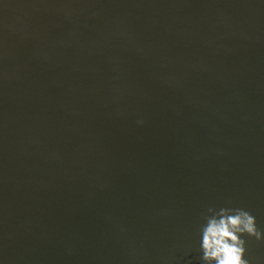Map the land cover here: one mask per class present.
I'll use <instances>...</instances> for the list:
<instances>
[{
	"label": "water",
	"instance_id": "1",
	"mask_svg": "<svg viewBox=\"0 0 264 264\" xmlns=\"http://www.w3.org/2000/svg\"><path fill=\"white\" fill-rule=\"evenodd\" d=\"M210 207L264 264V0H0V264H201Z\"/></svg>",
	"mask_w": 264,
	"mask_h": 264
},
{
	"label": "clouds",
	"instance_id": "2",
	"mask_svg": "<svg viewBox=\"0 0 264 264\" xmlns=\"http://www.w3.org/2000/svg\"><path fill=\"white\" fill-rule=\"evenodd\" d=\"M201 225V264H248L243 235L261 239L255 217L243 209L209 208Z\"/></svg>",
	"mask_w": 264,
	"mask_h": 264
}]
</instances>
